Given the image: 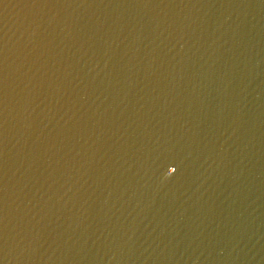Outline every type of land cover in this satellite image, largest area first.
Here are the masks:
<instances>
[{"label":"water","instance_id":"obj_1","mask_svg":"<svg viewBox=\"0 0 264 264\" xmlns=\"http://www.w3.org/2000/svg\"><path fill=\"white\" fill-rule=\"evenodd\" d=\"M0 264H264V0H0Z\"/></svg>","mask_w":264,"mask_h":264}]
</instances>
